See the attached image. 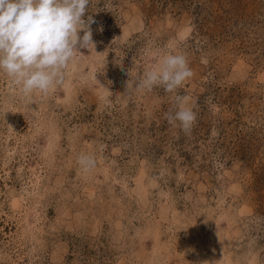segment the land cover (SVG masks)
Instances as JSON below:
<instances>
[{
  "label": "rangeland",
  "instance_id": "obj_1",
  "mask_svg": "<svg viewBox=\"0 0 264 264\" xmlns=\"http://www.w3.org/2000/svg\"><path fill=\"white\" fill-rule=\"evenodd\" d=\"M89 16L95 48L63 85L24 95L0 72V264H264V0H90ZM162 49L193 72L176 93L190 134L165 119L175 94L135 91Z\"/></svg>",
  "mask_w": 264,
  "mask_h": 264
},
{
  "label": "clouds",
  "instance_id": "obj_2",
  "mask_svg": "<svg viewBox=\"0 0 264 264\" xmlns=\"http://www.w3.org/2000/svg\"><path fill=\"white\" fill-rule=\"evenodd\" d=\"M89 3L90 0H0V72L24 95L47 94L53 87L63 85L78 49L95 48L90 27L95 21L91 16L87 22L84 19ZM161 53L135 84V91L151 92L162 87L166 93L175 94L173 108L165 113V119L190 134L196 113L188 106L189 97L176 93L193 72L186 54L164 49ZM115 56L114 63L123 66V53L117 51ZM131 87L130 79L126 92ZM76 163L85 173L97 165L94 155L86 152L77 155Z\"/></svg>",
  "mask_w": 264,
  "mask_h": 264
}]
</instances>
